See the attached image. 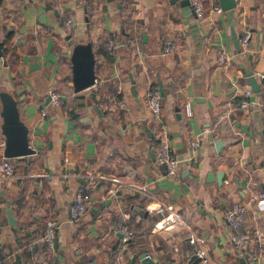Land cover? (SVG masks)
<instances>
[{"label":"crops","instance_id":"obj_1","mask_svg":"<svg viewBox=\"0 0 264 264\" xmlns=\"http://www.w3.org/2000/svg\"><path fill=\"white\" fill-rule=\"evenodd\" d=\"M200 1L205 14L197 19L192 8L171 0H0V46L10 33L19 56L17 75L0 59V90L13 95L35 149L10 158L15 175L0 178L4 264H140L142 251L157 264H191L198 246L208 264H258L253 255L264 246V211L252 197L264 192V99L243 75L252 71L259 87L264 82V0H236L234 29L238 40L248 36L239 49L225 12L214 9L218 1ZM123 28L135 34L131 45L122 40ZM109 39L117 44L108 56L100 49ZM70 40L90 41L95 55L96 82L79 92L72 87ZM159 81L161 111L154 116L146 94L159 91ZM50 88L60 105L51 102ZM246 89L250 103L240 108ZM1 123L0 116V161ZM161 123L178 159L174 175L155 163ZM79 191L87 210L72 222ZM235 201L245 205L242 228L261 234L245 249L229 240L226 211ZM48 220L57 249L45 253L38 249ZM122 226L131 234L124 247ZM117 243L123 251L113 256Z\"/></svg>","mask_w":264,"mask_h":264},{"label":"built area","instance_id":"obj_2","mask_svg":"<svg viewBox=\"0 0 264 264\" xmlns=\"http://www.w3.org/2000/svg\"><path fill=\"white\" fill-rule=\"evenodd\" d=\"M191 7L194 11L195 17L200 19L205 14V8L203 7L200 0H190ZM215 10L221 11L219 6L214 7ZM65 25L68 29L73 26V19L69 16L66 18ZM248 40V36L245 35L239 39V43L245 45ZM116 42L112 39H109L105 45V48L109 54H114V48L116 47ZM171 41L166 42L165 47L163 48V53L170 51ZM218 59L221 63L225 64L229 60L228 55L224 50L219 52ZM245 97L238 103L240 108L248 107L250 101L247 97L251 94L250 89L245 90ZM48 95L51 99V102L54 105L61 104L60 94L53 88L48 90ZM147 105L150 108L151 113L154 116H158L161 111V95L156 88L150 89L146 94ZM120 105L123 106V100H120ZM185 112L187 115H190L189 104L185 105ZM198 141H192V145H197ZM153 153L155 158L156 165L163 169L164 174L174 175L176 172V166L178 159L173 155L170 150L169 135L167 126L164 123H161L157 129V141L153 147ZM15 165L8 158H3L0 161V178L6 179L11 178L15 175ZM256 201V205L260 212L264 211V192L259 191L252 197ZM161 203V202H159ZM88 200L87 197L81 192H76L71 200L70 205V220L72 222H77L85 214L87 210ZM161 207H166L163 203L159 204ZM161 211V209H159ZM245 205L240 202L231 203L230 207L226 211V219L229 222V225L232 228V233L229 236L231 243L236 245L239 249L247 248L253 240V237H257L258 240L261 238V234L256 230H244L242 228V223L244 219ZM119 231L122 233V247L130 240L131 234L129 230L122 226L119 228ZM54 241H55V232L53 221L48 220L45 224V230L42 236V242L45 244L46 248L49 251L54 250ZM196 254L200 257L203 264H208L209 258L206 255L205 250L198 246L196 249ZM253 258L258 264H264V246L261 245L257 251V254L253 255ZM173 264H186V262H179Z\"/></svg>","mask_w":264,"mask_h":264},{"label":"water","instance_id":"obj_3","mask_svg":"<svg viewBox=\"0 0 264 264\" xmlns=\"http://www.w3.org/2000/svg\"><path fill=\"white\" fill-rule=\"evenodd\" d=\"M172 2L179 3V6L185 9H189L191 12V4L190 0H171ZM218 5L221 11H224L227 19L230 23V33L233 40V43L237 49L240 47L239 40L237 38L235 29H234V21L232 19V12L234 7L236 6V0H217ZM146 34H142L143 40L146 38ZM70 35L66 36V39H69ZM69 45H71L70 52V63H71V80L72 87L74 92H79L81 90L90 88L96 82V74H95V55L92 48V43L90 41L86 42H73L69 41ZM0 59L3 64L6 65V62L3 58V51L0 46ZM243 77L246 80H252L253 82H249L251 84L252 91L258 93L259 85H257L254 81L253 72L248 71L244 73ZM133 82V80H132ZM132 92L134 93V87H131ZM162 87L159 81V93L162 95ZM50 98V97H49ZM0 116L2 118L1 123V131L4 135V145H3V156L5 158H19V157H29L31 154L35 152L29 145L28 139V127L21 120L19 109L17 103L13 97V95L7 90H0ZM221 144L220 140L215 142V145L218 146ZM223 178V173L216 174V179L218 184H221ZM6 216L8 218V223L11 227L15 225V218L12 214L11 208L6 207L5 210ZM35 248V244H34ZM54 249H57V238L55 237L54 241ZM196 252V250H195ZM140 264H157L153 261V259L148 255L147 251H142L138 255ZM200 257L197 256L192 261L191 264H196L200 262Z\"/></svg>","mask_w":264,"mask_h":264},{"label":"trees","instance_id":"obj_4","mask_svg":"<svg viewBox=\"0 0 264 264\" xmlns=\"http://www.w3.org/2000/svg\"><path fill=\"white\" fill-rule=\"evenodd\" d=\"M126 23L129 24V20H128V19H125V20L123 21V25L125 26ZM121 35H122V40H123L127 45H131V43L134 41L135 34H134L133 31L128 32V31L126 30V28H123V30L121 31ZM108 36H109V35H107V37H108ZM9 37H10V33H8V34L6 35V39L1 43V49H2V51H3V57H4V60L6 61L8 67H9V69H10V71H11L13 74L17 75V74H18V66H19V56H18V54L16 53L14 46L9 42V40H8ZM100 50H103L104 54H106V55L109 56L107 50L104 49V46H103V48H101ZM259 92H260L262 98L264 99V82L261 83V85H260V89H259ZM162 95H163V93H162ZM162 95H161V96H162ZM241 100H242V98H240V99L238 100V103H239ZM71 102H72V101H71ZM71 102H68L67 104H71V105H72L73 102H72V103H71ZM65 104H66V103H65ZM8 159L11 161L10 158H8ZM11 162H12V161H11ZM13 163H14V162H13ZM48 218H49V217H48ZM46 219H47V218H46ZM46 219H44V221H45ZM30 240H31V239H30V235L27 234V235H26V241H27L28 243H30ZM21 244L24 245L23 242H21ZM41 246H42V247H40V248L38 249V251L41 252V250H42L43 252L46 253V252H47V251H46L47 248H46L45 244L42 243ZM122 251H123V248L119 245V243L113 245V246L111 247V249H110V253H111L113 256L116 255V254H118V253H120V252H122ZM49 256H50V259H52V260L55 259V254H54V253L50 254ZM4 263H5V257H4V254L2 253V249L0 248V264H4ZM133 263H134V261H133V262L131 261L130 264H133Z\"/></svg>","mask_w":264,"mask_h":264}]
</instances>
